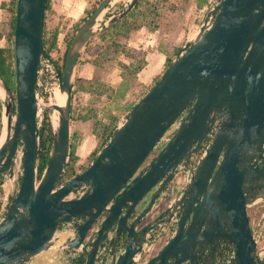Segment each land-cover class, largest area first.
Wrapping results in <instances>:
<instances>
[{
  "label": "water",
  "instance_id": "water-1",
  "mask_svg": "<svg viewBox=\"0 0 264 264\" xmlns=\"http://www.w3.org/2000/svg\"><path fill=\"white\" fill-rule=\"evenodd\" d=\"M138 1L128 0L103 26ZM110 2L100 0L83 19L59 71L43 50L46 0H15L13 101L0 79V186L17 154L20 174L0 216V264H26L50 250L81 251L83 264H93L101 245L102 264H130L143 234L170 219L172 234L143 264H201L204 249L212 252L219 239L228 242L233 264H264V256L255 260L247 219L264 199V156L258 161L264 149V0H218L96 157L57 184L69 153L77 60ZM45 62L57 75L62 105L36 101ZM39 110L57 115L37 177ZM193 157L187 179L178 180L179 166ZM159 192L164 195L152 207ZM60 230L69 232L62 241ZM118 245L123 249L115 255Z\"/></svg>",
  "mask_w": 264,
  "mask_h": 264
},
{
  "label": "rangeland",
  "instance_id": "rangeland-1",
  "mask_svg": "<svg viewBox=\"0 0 264 264\" xmlns=\"http://www.w3.org/2000/svg\"><path fill=\"white\" fill-rule=\"evenodd\" d=\"M100 0H48L47 8L44 9V18H43V50L44 52L54 61L57 65L58 70L61 71L62 63H63V55L68 45L69 40L71 39L73 33L81 24L83 19L90 13L91 9L94 8ZM160 5V9H162L165 5H172L173 9H163L161 10L160 22L172 25H181L182 24V15L183 12L192 6V0H157ZM126 0H115L112 4L108 5L104 11L101 13L98 18V24L95 25V33L98 32V27H102L103 23L107 20L108 17L112 15H116L120 11L124 9L123 3ZM203 0H198L200 4ZM14 4L15 2H11V0H0V47L1 48H12V36L7 37L9 33V22L11 20L12 14H14ZM127 8V7H126ZM193 9V14L191 11V19L188 23H192V28H188V34L191 36L195 30L200 25L203 16L198 15L196 19L192 17L195 15L196 8ZM186 31H184L185 33ZM94 33V34H95ZM52 36H54V40L52 45H50ZM180 45V43H179ZM177 45L176 47H179ZM84 49V48H83ZM83 51V50H82ZM81 51V52H82ZM141 51V50H140ZM140 51H133V56L136 59H139L142 55ZM81 55V54H80ZM131 60V59H130ZM41 74H40V85L36 88V101L45 105L51 102H55L56 94L55 91H58L57 87V75H55V71H50V68L42 63ZM52 68V67H51ZM53 70V69H51ZM76 71V70H75ZM75 72L73 77V84L76 76L78 75ZM84 74V73H82ZM110 78L114 79V76ZM153 84V83H152ZM140 84L133 85L126 92V95L123 98H119L115 96L113 99L100 98L94 104H98V108H94L97 111V117L104 122L107 123L108 116L114 115L117 117V120L121 116H123V112L126 110V105L129 103H135L141 96L144 94L145 89L139 90ZM117 85L115 86V88ZM141 87V86H140ZM13 94V92H12ZM3 97V95H1ZM87 96L78 95L76 98L73 97L71 100L72 105L82 106L87 102ZM13 101V99H12ZM133 103V104H134ZM45 111H37L36 114V127L37 133L38 130L42 131L45 135L47 132L46 124L47 121L53 129V120H54V112L48 111L44 114ZM127 112V111H126ZM75 113V111H74ZM108 113V114H107ZM100 121V122H101ZM91 125V122H90ZM93 129H97L98 133L101 132V128L97 125L93 127ZM50 149V144L47 150V155ZM43 151V149H41ZM201 149L198 150L197 154H199ZM99 152V151H98ZM37 162V161H36ZM18 163L12 166V169H19L17 166ZM17 166V167H16ZM16 167V168H15ZM19 176L14 180V191L16 189L18 183ZM61 184V183H60ZM10 197V196H9ZM9 198H7L8 201ZM4 211V206L0 205V216ZM253 209L249 210L248 214H251ZM41 255H44L41 254ZM40 255V256H41Z\"/></svg>",
  "mask_w": 264,
  "mask_h": 264
},
{
  "label": "trees",
  "instance_id": "trees-1",
  "mask_svg": "<svg viewBox=\"0 0 264 264\" xmlns=\"http://www.w3.org/2000/svg\"><path fill=\"white\" fill-rule=\"evenodd\" d=\"M11 2H15V0H11ZM48 0H46L45 9L47 8ZM158 1L157 0H139L134 7L130 8L127 14L118 19L116 22H113L107 26H102L101 29L96 32L88 43L85 45L79 63L85 61L86 56H95L96 60H101L104 62H108L112 65V62L116 59V56L122 53L124 56L130 58L131 60L128 63H123L121 61L115 60V64L117 65V69L119 70V76L121 78L116 88H112L110 86H105L103 83H98L96 80H86L76 76L74 84H73V92L75 91H86L93 92L95 94H104L106 99H113L115 96L119 98H123L125 92L129 89V85L132 83V78L136 74V72L143 66L144 60L141 56L139 59H136L133 54L126 48L122 43L119 42V37H127L128 32L135 27L140 25L145 26L148 30L154 29L155 17L158 13ZM93 9V8H92ZM91 9V11H92ZM90 11V12H91ZM44 18V16H43ZM14 23V14L11 16V20L9 22V33L7 37L12 36V29ZM54 40V36H52L50 45H52ZM64 56V55H63ZM170 58H168L165 62L164 69L168 65ZM94 64L97 62L94 61ZM159 76L155 77L154 82ZM0 79L6 88L10 91L11 98L13 99V88H14V72H13V56H12V48H1L0 47ZM153 82V83H154ZM148 90V89H147ZM133 105V103H129L126 105V111ZM73 109L69 104V113L70 120L75 119L77 117L72 114ZM90 113L88 116L92 117L91 119V133L94 135L96 139V144L91 152L87 155L86 160L83 164L77 165L76 160L77 156L75 154L76 145L78 142V137L75 136L72 131L70 135V146L67 161L64 165V170L59 177L57 184L65 182L67 179L75 176L81 170H83L95 157L98 151L101 150L102 146L106 143L108 138L113 134L114 129L116 127L117 117L114 115L108 116L107 123L102 122L99 117H97V112L95 109H89ZM48 112L45 111L44 114ZM108 114V113H107ZM101 121V122H100ZM47 132L44 135L43 130H38V144L36 149V172L37 177L41 174L42 169L46 165L47 161V150L49 144L51 142L52 137V129L49 123L46 121ZM97 125L101 128V132H97V129H93ZM43 149V151H41ZM3 191L0 187V205L2 201ZM79 264L80 261L78 260Z\"/></svg>",
  "mask_w": 264,
  "mask_h": 264
},
{
  "label": "crops",
  "instance_id": "crops-1",
  "mask_svg": "<svg viewBox=\"0 0 264 264\" xmlns=\"http://www.w3.org/2000/svg\"><path fill=\"white\" fill-rule=\"evenodd\" d=\"M203 2L199 4L198 0H192V6H190L183 12L184 15H182L181 21L183 26L172 24L165 25L164 23L160 22L159 20L161 19V10H172L173 7L172 5H165L162 9H160L161 7L158 4V13L155 17L156 26L154 27V29L148 30L145 26L140 25L130 30L127 37H119V42L122 43L126 48H128L132 54L135 50H141V56L144 60L143 66L136 72V74L132 78V83L129 85V88L134 84L137 85L138 83L141 86H139V90L145 89V91H147V89L154 82L155 77L159 76L163 72L166 60L168 58L171 59L178 52L179 48L191 37L189 36L187 29L192 28V23H188L191 19V11L193 14L192 8H196L195 15H192L195 20L196 17L200 15L199 10L203 6ZM184 31L186 32L184 33ZM177 45H179V47H176ZM85 57L86 60L82 63H79V60L82 59V57L80 55L78 57L75 68V72H79L77 73V76L89 81L96 80L98 83H103L105 86H110L112 88H115V86L118 85L121 80L119 76V70L117 69V65L115 64V60L121 61L123 63H128L130 61V58L124 56L122 53L116 56V59L112 62V65L108 62L96 60L94 55H85ZM94 61L97 62V64H94ZM111 76H114L115 78L112 79L110 78ZM126 92L124 96L126 95ZM78 95L87 96L88 98L87 102L82 106L71 104V100L73 99V97L76 98ZM103 96L104 98H106L104 94L99 95L93 92L80 90L73 92L72 88L69 104L73 109L72 114H74L75 117H78L70 120V135L72 131H75L74 134L76 137H78V142L75 149V154L77 156V165H81L85 162L87 155L91 152L96 144V139L91 133L90 129V122L92 117L88 118L87 115H89L90 113L88 111L89 109L98 108V104H94V102H96L100 98H103ZM125 113L126 110L123 112V116L125 115ZM123 116H121L119 120H117L116 125L119 123L120 119ZM3 202L4 201L2 197L1 203L3 204ZM68 234V230H60L56 233V237L59 238L60 241H62ZM66 260L67 257L63 253V251L50 250L44 252V255H38L32 258L26 264H64Z\"/></svg>",
  "mask_w": 264,
  "mask_h": 264
},
{
  "label": "flooded vegetation",
  "instance_id": "flooded-vegetation-1",
  "mask_svg": "<svg viewBox=\"0 0 264 264\" xmlns=\"http://www.w3.org/2000/svg\"><path fill=\"white\" fill-rule=\"evenodd\" d=\"M160 147H158L156 149V151L159 149ZM155 151V152H156ZM154 152V153H155ZM154 153H152L142 164L145 165L146 163H148L151 158L153 157ZM259 162H262V157L258 158ZM141 166V167H142ZM178 180H180V176H178ZM178 189V186L176 188V190ZM175 189H172V192L170 194V198L166 201L165 206H168L170 203L171 198L173 197V195L175 194ZM155 191V187L152 188V190L148 193V195L144 198L143 204L145 205L146 202L148 201L149 197L154 193ZM75 195V194H74ZM162 195H164V193H158L157 197L155 198L152 207L156 206V204L158 203V201L160 200V198L162 197ZM251 210V209H249ZM249 210L247 211V219H248V227L249 230H251V219L250 215L248 214ZM175 222L172 221L170 219L169 222H167L165 225H163L162 227H155L154 229L146 232L143 234V237L139 243V248L136 250V252L132 255L131 257V263L130 264H143L144 261H146L149 257L155 255L159 249L161 248V246L166 242V240L170 237V235L172 234L173 230H174V224ZM67 231V230H66ZM100 249L95 253L94 256V261L93 264H102V254H101V250L103 248H105L104 245H101L99 247ZM122 246L118 245L116 246V248L113 250V252L115 251V255L117 253H120L122 251ZM112 253V250H110ZM231 251V248L228 244L227 241L223 240V239H219L218 242L214 245L213 251L210 252L208 251V249H204L202 256L200 257V261L201 264H221L223 258L225 257V255ZM67 260L64 264H78L77 261L79 260L80 263L79 264H83V260H84V255L81 251L76 252V251H71L69 255H66ZM136 258L137 261L134 262L133 259ZM233 261V260H232ZM233 264V262H232Z\"/></svg>",
  "mask_w": 264,
  "mask_h": 264
},
{
  "label": "built area",
  "instance_id": "built-area-1",
  "mask_svg": "<svg viewBox=\"0 0 264 264\" xmlns=\"http://www.w3.org/2000/svg\"><path fill=\"white\" fill-rule=\"evenodd\" d=\"M203 1H204L203 6L199 10L200 15L203 16L201 23L203 22L204 16L217 3L218 0H203ZM127 5H128V0H126V2L123 3L124 9L127 7ZM201 23H200V25H201ZM200 25L198 26V28L200 27ZM45 65L48 66L50 68V71H51L50 65L47 63ZM39 85H40V81H39ZM263 145H264V142H263ZM260 155H261L260 157L264 156V149ZM195 159L196 158L193 157L188 162L183 163L179 166L178 172H179V176H180V181L184 182L187 179L189 171L193 168ZM16 162L18 163L17 166H19V169H17V170L12 169V166H14L16 164ZM19 174H20V161H19V155L17 154L12 159V165L10 167V170L8 171L6 176L4 177L3 182L0 186L2 191H3V196H2L3 201H4L2 204L3 206H4L7 198L11 194H13L14 180L19 176ZM250 209H253V211H251L252 219H251V224H250L251 225L250 234H251V238L253 240V243L255 245L254 257H255V260H259L264 256V199L257 202ZM172 221H174V220L172 219ZM232 260H233V258H232L231 251H230L225 255L221 264H232V262H233ZM133 261L136 262L137 259L134 258Z\"/></svg>",
  "mask_w": 264,
  "mask_h": 264
},
{
  "label": "bare ground",
  "instance_id": "bare-ground-1",
  "mask_svg": "<svg viewBox=\"0 0 264 264\" xmlns=\"http://www.w3.org/2000/svg\"><path fill=\"white\" fill-rule=\"evenodd\" d=\"M115 0H111V4L112 2H114ZM101 15V14H100ZM100 15L97 17L99 18ZM95 28V26L93 27V29ZM0 94L2 95L3 94V91L2 89L0 88ZM55 94H56V99H55V102H51L50 104H56V105H62L63 104V101H64V95L63 94H60L57 90L55 91ZM54 112V120H53V125L55 126L56 125V111H53ZM8 190V189H7Z\"/></svg>",
  "mask_w": 264,
  "mask_h": 264
}]
</instances>
